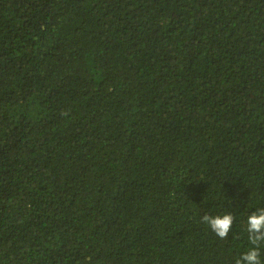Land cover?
<instances>
[{"label":"trees","instance_id":"1","mask_svg":"<svg viewBox=\"0 0 264 264\" xmlns=\"http://www.w3.org/2000/svg\"><path fill=\"white\" fill-rule=\"evenodd\" d=\"M261 208L264 0H0V264H236Z\"/></svg>","mask_w":264,"mask_h":264},{"label":"clouds","instance_id":"2","mask_svg":"<svg viewBox=\"0 0 264 264\" xmlns=\"http://www.w3.org/2000/svg\"><path fill=\"white\" fill-rule=\"evenodd\" d=\"M233 221L234 217L231 214L215 217L205 215L202 217V222L209 225L220 239L228 237ZM247 232L252 247L236 261V264H261L259 248L261 242H264V208L247 218Z\"/></svg>","mask_w":264,"mask_h":264}]
</instances>
